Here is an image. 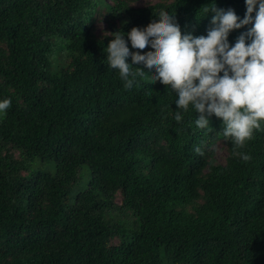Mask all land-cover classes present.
I'll return each instance as SVG.
<instances>
[{"label":"trees","instance_id":"obj_1","mask_svg":"<svg viewBox=\"0 0 264 264\" xmlns=\"http://www.w3.org/2000/svg\"><path fill=\"white\" fill-rule=\"evenodd\" d=\"M138 1L0 0V264H264V123L242 161L214 114L177 123L165 85L146 72L129 92L105 61L162 7L206 35L211 0Z\"/></svg>","mask_w":264,"mask_h":264},{"label":"clouds","instance_id":"obj_2","mask_svg":"<svg viewBox=\"0 0 264 264\" xmlns=\"http://www.w3.org/2000/svg\"><path fill=\"white\" fill-rule=\"evenodd\" d=\"M147 2L153 6L155 0ZM244 4L240 18L232 8L216 7L211 0L210 7L203 9V15L213 13L210 26L206 35L198 36L182 34L174 10L162 7L157 10L158 22L147 29L132 28L126 33L127 40L123 32L111 33L105 61L129 92L146 72L152 83L165 85L176 105L172 118L177 123L191 108L195 127L210 130L209 117L214 114L223 138L232 145V155L247 162L250 155L241 149L264 123V0H244ZM244 25L251 26L230 45V31ZM129 44L137 50L135 56ZM148 48L154 51L140 54ZM10 106V98L0 99V116ZM194 150L203 154L199 147Z\"/></svg>","mask_w":264,"mask_h":264},{"label":"rangeland","instance_id":"obj_3","mask_svg":"<svg viewBox=\"0 0 264 264\" xmlns=\"http://www.w3.org/2000/svg\"><path fill=\"white\" fill-rule=\"evenodd\" d=\"M157 1H160V0H155V2H157ZM146 4H149L147 2V0H139L138 2L134 3L135 6H137V5L138 6L146 5ZM102 27H103V25H102ZM102 27L99 26L98 30L101 29ZM224 155H225V153H224V151H222V149H219L217 151V157H218L219 160L222 159L224 157ZM88 179H89V174L88 173H86V174H84L83 176L80 177V179H79V181L77 183V186H76L77 191L82 190V189H84L87 186ZM117 201L121 202V198H118Z\"/></svg>","mask_w":264,"mask_h":264}]
</instances>
